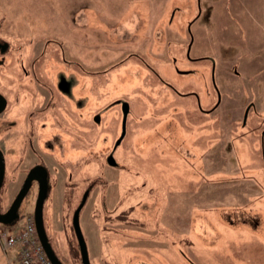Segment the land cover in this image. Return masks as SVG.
<instances>
[{
  "label": "rangeland",
  "instance_id": "1",
  "mask_svg": "<svg viewBox=\"0 0 264 264\" xmlns=\"http://www.w3.org/2000/svg\"><path fill=\"white\" fill-rule=\"evenodd\" d=\"M0 43V202L44 166L57 256L85 196L89 264H264V0H0Z\"/></svg>",
  "mask_w": 264,
  "mask_h": 264
},
{
  "label": "water",
  "instance_id": "2",
  "mask_svg": "<svg viewBox=\"0 0 264 264\" xmlns=\"http://www.w3.org/2000/svg\"><path fill=\"white\" fill-rule=\"evenodd\" d=\"M6 106V100L5 98L0 94V113L5 109ZM248 110V109H247ZM247 110L244 115V120L245 117L247 116ZM122 111H123V121H122V133L121 137L124 135V129H125V118L126 114L128 111L127 104L122 105ZM110 164H113V160L110 159L109 161ZM4 169H5V162H4V156L3 152L0 149V190L2 186V181H3V176H4ZM47 170L45 167L41 165H34L31 167L26 175L25 178L16 193L15 197L13 198L11 204L7 208L6 211L1 212L0 211V224L2 225H7L13 221H15L18 218L17 211L19 209V206L23 202L24 198L26 197L32 182H36L37 184V194L34 202V207H33V216H34V224L36 228V233L38 236V239L40 241V244L42 245L44 252L51 262V264H62L58 258L56 257L49 241L46 236L45 230H44V225H43V219H42V204L43 200L47 191ZM85 196L82 198L79 206L76 208L73 218H72V225L74 229V233L77 239L79 251H80V256H81V261L83 264H89L88 263V256H87V248H86V243L83 239L82 233L80 231V226H79V213L80 210L84 204L85 201Z\"/></svg>",
  "mask_w": 264,
  "mask_h": 264
},
{
  "label": "built area",
  "instance_id": "3",
  "mask_svg": "<svg viewBox=\"0 0 264 264\" xmlns=\"http://www.w3.org/2000/svg\"><path fill=\"white\" fill-rule=\"evenodd\" d=\"M0 242L4 250L15 251L16 264H51L38 239L31 213L22 216L18 227H0Z\"/></svg>",
  "mask_w": 264,
  "mask_h": 264
},
{
  "label": "flooded vegetation",
  "instance_id": "4",
  "mask_svg": "<svg viewBox=\"0 0 264 264\" xmlns=\"http://www.w3.org/2000/svg\"><path fill=\"white\" fill-rule=\"evenodd\" d=\"M6 49H7V45H6V43H0V54H3L5 51H6ZM4 97V96H3ZM5 98V97H4ZM5 100H6V98H5ZM6 105H7V100H6ZM6 107V106H5ZM4 111V110H3ZM2 111V112H3ZM1 112V113H2ZM0 113V114H1ZM34 165H37V164H34ZM33 165V166H34ZM32 166V167H33ZM42 166V165H41ZM44 167V166H43ZM32 184H34V185H36L37 186V184H36V182H32ZM51 243V242H50ZM52 245V248H53V244H51ZM53 251H55L54 249H53ZM55 253V252H54ZM56 255V257L58 258V260L62 263V264H73V263H71V261L70 260H68L69 261V263H67L66 262V260L65 259H63L62 257H59V256H57V254H55ZM79 264H83L82 262H80Z\"/></svg>",
  "mask_w": 264,
  "mask_h": 264
},
{
  "label": "crops",
  "instance_id": "5",
  "mask_svg": "<svg viewBox=\"0 0 264 264\" xmlns=\"http://www.w3.org/2000/svg\"><path fill=\"white\" fill-rule=\"evenodd\" d=\"M21 186V185H20ZM20 188V187H19ZM19 190V189H18ZM13 252H14V257H12V258H9L8 259V261H6L7 262V264H12V263H14V264H16V253H15V251L13 250V249H11Z\"/></svg>",
  "mask_w": 264,
  "mask_h": 264
},
{
  "label": "trees",
  "instance_id": "6",
  "mask_svg": "<svg viewBox=\"0 0 264 264\" xmlns=\"http://www.w3.org/2000/svg\"><path fill=\"white\" fill-rule=\"evenodd\" d=\"M261 152L264 153V149H263V148H262ZM29 191H30V190H29ZM29 191H28L26 197L28 196ZM26 197H25V198H26ZM3 210H5V209H4L3 205H2L1 202H0V211H3ZM13 222H14V221H13ZM13 222H11V223H9V224H7V225L12 224ZM48 241H49V239H48ZM49 243H50V241H49ZM50 245H51V243H50ZM51 247H52V246H51ZM52 249H53V248H52Z\"/></svg>",
  "mask_w": 264,
  "mask_h": 264
}]
</instances>
